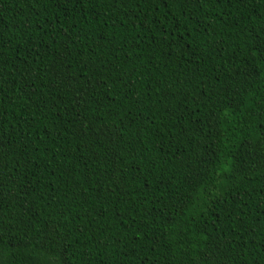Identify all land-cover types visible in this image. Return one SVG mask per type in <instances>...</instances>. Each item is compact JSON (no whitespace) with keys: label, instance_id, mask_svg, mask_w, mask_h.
Returning <instances> with one entry per match:
<instances>
[{"label":"trees","instance_id":"obj_1","mask_svg":"<svg viewBox=\"0 0 264 264\" xmlns=\"http://www.w3.org/2000/svg\"><path fill=\"white\" fill-rule=\"evenodd\" d=\"M0 264H264V0H0Z\"/></svg>","mask_w":264,"mask_h":264}]
</instances>
